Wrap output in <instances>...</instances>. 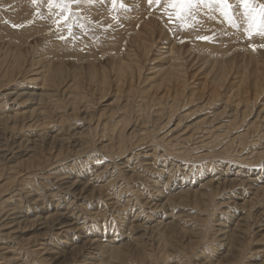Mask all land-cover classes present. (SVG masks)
I'll return each instance as SVG.
<instances>
[{
  "label": "rangeland",
  "instance_id": "obj_1",
  "mask_svg": "<svg viewBox=\"0 0 264 264\" xmlns=\"http://www.w3.org/2000/svg\"><path fill=\"white\" fill-rule=\"evenodd\" d=\"M228 2L231 7L226 9L215 0H203L181 20L166 0H117L115 4L113 0H80L67 5L0 0V64L11 63L20 53L51 69L45 74L42 68L44 75L37 76L36 84L20 87H38L37 100L15 105L3 95L16 84L11 86L13 80L0 73V108H7L0 111L5 116L17 114L23 121L15 127L0 124V151L5 148L9 153L7 159L0 155V264H264V191L259 189L264 188V17L260 7L264 0H252L248 9L240 0ZM21 5L23 11H19ZM151 14L164 24H158V39L152 43L148 61L143 60L135 78L127 76L115 83L113 65L120 57L103 53L99 39L108 41L111 32H124L128 22ZM92 15L103 28L88 26H97ZM36 30L35 39L31 35ZM50 43L56 50L49 48ZM126 46L121 48L123 56ZM27 47L33 50L27 52ZM202 47L210 51L202 53ZM169 48L181 55L176 66L183 73L178 80L164 82L167 72L158 70L171 65ZM192 49L194 57H189ZM55 71L63 78H57ZM90 73L100 79L103 73L110 76L109 89L99 90V84L88 80ZM29 74L18 81L28 82L24 79ZM38 134L70 139L63 148L50 149L46 144L44 150L36 151V143L26 139ZM79 175L84 179H78L76 195L67 196L63 188ZM201 191L213 195L201 199ZM30 197L39 202L29 201L28 206L25 200ZM254 198L259 201L256 205ZM47 200L74 218L68 225L72 230L65 232L61 226L40 230L42 221L34 222L36 216L18 225L19 211L40 207ZM159 204L163 208L156 209ZM237 216L250 219L251 226L233 245L237 252L231 251L230 259L224 260L218 224L222 218L226 222ZM163 221L175 226L172 233L164 229ZM247 224L242 223L245 229ZM134 226L138 232L130 230ZM183 231L188 234L184 239ZM193 233H198V239ZM85 241H99L105 248L101 253L93 251ZM116 247L121 249L119 258L114 257Z\"/></svg>",
  "mask_w": 264,
  "mask_h": 264
},
{
  "label": "bare ground",
  "instance_id": "obj_2",
  "mask_svg": "<svg viewBox=\"0 0 264 264\" xmlns=\"http://www.w3.org/2000/svg\"><path fill=\"white\" fill-rule=\"evenodd\" d=\"M107 6V5H106ZM24 7V5H21V6H18V8H21V10H19V11H23L22 10V8ZM109 11V10H108ZM134 15H137L138 13L137 12H135L134 11ZM152 15V14H151ZM93 16V15H92ZM155 16V15H154ZM153 15L152 16H149L148 17V19H146V18H136L137 20L136 21H133V22H128V25L126 24L125 25V28H124V32H123V29H117L118 31H116L115 30V32H116V34L115 33H113V32H111V34H110V36L112 35V38H110L108 41H106L105 39L103 40V39H99L100 40V43H99V45H98V47H104V52L103 53H108V56H111L112 58H113V56H117V58L118 57H120L119 58V60L118 61H115V62H117L116 64H114L113 66H114V71H115V74H117V79L115 78L114 80H115V83L116 82H118V81H123L124 82V79L125 78H127V76L131 79V78H135L134 76H137L136 74L137 73H139L140 74V72H141V68L140 67H142V62H144L143 60H145V61H148L147 59H148V57H147V54H149V52H150V50H151V47L153 46L152 45V43L154 42V41H156L155 40V32H156V29H159L158 28V24H164V22L162 23V21H161V23H160V21H159V19L155 16L154 17ZM99 18V17H98ZM91 19L93 20V21H95V25H97V26H92V25H88L89 27H98V28H103V26H101V25H99L98 24V19L95 17V16H93V17H91ZM67 20V19H66ZM104 20V19H103ZM69 21H71L70 20V18H69ZM101 22H102V20H100ZM106 21V20H105ZM105 21H103V23H105ZM55 23H56V21H54ZM40 23V22H39ZM59 23V22H58ZM133 23H136V24H133ZM60 24V23H59ZM93 24V23H92ZM35 28L37 27V29H38V27H39V25H37V23H36V25L34 26ZM33 27V28H34ZM63 27V26H62ZM161 28H162V30L164 29V25L163 26H161ZM166 28V27H165ZM32 28H30V30H31ZM60 29V28H59ZM39 30H36V32H34L31 36H33L35 39L37 38V35L39 34V32H38ZM50 31V30H49ZM123 32V33H122ZM158 32V31H157ZM164 32V31H163ZM60 33V32H59ZM63 33V32H62ZM54 34V33H53ZM65 34V33H64ZM94 34V33H93ZM160 34V33H159ZM163 34V33H162ZM58 35H60V34H58ZM165 35V34H164ZM164 35H162V36H164ZM113 36H116L118 39H116V41L114 40V38H113ZM53 37H57V34L55 33L54 35H53ZM161 37V36H160ZM50 37H48L47 39H49ZM5 39V38H4ZM28 40H30V39H28ZM32 40V39H31ZM30 40V41H31ZM160 40V39H159ZM91 41V40H90ZM89 41V42H90ZM111 41H114L112 44L110 43ZM125 41V43H123ZM27 42V41H26ZM158 42V41H157ZM162 42V41H161ZM25 43V42H24ZM52 43V42H51ZM50 43V44H51ZM92 43V42H91ZM113 46V48L112 47H110L111 45ZM127 43H128V45H127ZM31 44V43H30ZM50 44H48V45H50ZM90 44V43H89ZM107 44H109V46L107 45ZM24 45V44H23ZM28 45V44H27ZM90 45H92V46H94L93 45V43L92 44H90ZM106 45L108 46V47H106ZM126 46V50H124L126 53H125V55L123 56V49H121L122 48V46ZM25 46H26V44H25ZM34 46V45H33ZM95 46H97V44H95ZM118 46V47H117ZM15 47V46H14ZM31 47V46H30ZM35 47H36V45H35ZM53 47L55 48V45L54 44H51L50 46H49V48H51V49H53ZM115 47H117V49L115 48ZM16 48V47H15ZM23 48L25 49V51H26V48L23 46ZM22 48V51H23V53H24V49ZM31 48H33V47H31ZM29 49V50H28ZM92 49V48H91ZM113 49H116V51H114ZM170 50H169V52L167 51V54H168V57H169V61L171 62L170 64V66H163V65H161L160 66V68H159V70H158V72H167V73H165V75L163 76V79H164V82L165 81H172V80H178L179 78H178V76H179V74L180 73H183V71H180V69H179V66H176V62H180V60H181V55L180 54H177V52L174 50V49H172V48H169ZM27 52H29L30 50H33V49H30V48H28L27 47ZM54 50H56V48L54 49ZM93 50V49H92ZM127 50H128V52H127ZM21 51V52H22ZM189 52H191L190 54H188V56L190 57H194V50L192 49L191 51L190 50H188ZM210 51V49H208L207 47H202V49L200 50V52H202V53H206V52H209ZM20 52V51H19ZM33 52V51H32ZM165 52L163 51V53L162 54H164ZM215 53V51H212L209 55H211V54H214ZM18 54V53H17ZM17 54H15L16 56H14L11 60V63H9V64H6V62H3L2 64H0V73H5V77H7L8 79H10L11 81H12V85L11 86H13L14 84H16V87H15V89L13 88V89H10V92H6L5 91V89H2L1 91H4V92H6L5 94L4 93H2V94H4L3 96L5 97V98H7L8 99V101H12V103H14V105L15 104H19L20 102H21V100H24L23 102H21V103H27L28 101H30V100H32V101H35V99L37 100V96H39V93H37L36 91V89L38 88H30V90H28V88L26 89H24V87H23V89L22 88H20L21 86H27L28 87V85H31V84H36V81L38 80V79H36L37 78V76H42V75H44V73L45 74H49L50 72H48V73H46V70H48V71H50L49 70V68L47 69L45 66L43 67H41V65H42V63H41V65H40V60L39 59H29V55H17ZM95 54V53H94ZM121 55V56H120ZM102 56V55H101ZM100 56V57H101ZM44 57H45V55H44ZM160 57H163L161 54L159 55V59H160ZM34 58V57H33ZM97 58H99V57H97ZM96 58V59H97ZM103 58V57H102ZM110 58V57H109ZM116 58V57H115ZM115 58H113V59H115ZM190 59H192V58H190ZM111 60V59H110ZM109 60V61H110ZM108 61V62H109ZM112 61V60H111ZM120 62V63H119ZM110 63H112V62H110ZM110 63H108V65H110ZM102 66V65H101ZM90 67V66H89ZM42 68L44 69V73L43 72H41L42 71ZM91 68V67H90ZM181 68H182V66H181ZM58 69V68H57ZM94 69L95 68H93V70L92 71H94ZM113 69V68H112ZM57 71H59V70H57ZM76 71V70H75ZM96 71H98V70H96ZM95 71V72H96ZM169 71V72H168ZM30 72V74L28 75V77L27 78H25L26 77V75H25V79H24V81H28V82H26V83H20L19 81H18V79H20L21 78V76L22 75H24V73H29ZM59 73V72H58ZM56 71H55V74L57 75L58 74ZM105 73V72H104ZM103 73V78H99V77H97L96 75H92L93 73H90V76L88 77V80L89 81H92V82H96V84H99L101 87H99V90H102V92H104L105 90L107 91V89H109V85H110V82L111 81H109V77L106 75V74H104ZM61 74V73H60ZM64 74V73H63ZM81 74V73H80ZM51 75H53V74H51ZM59 75V74H58ZM57 75V78H63V77H59ZM69 75V74H68ZM82 75V74H81ZM48 77H49V75H47ZM54 76V75H53ZM83 76V75H82ZM82 76H79V77H81L82 78ZM88 76V75H87ZM48 77H45V80L44 81H46L47 79H48ZM74 77V76H73ZM72 77V78H73ZM3 78V77H2ZM51 78V77H50ZM49 78V79H50ZM97 78H99V79H97ZM52 79V78H51ZM1 81H2V79H0ZM43 80H41L42 82H43ZM60 80L61 79H59V82H60ZM79 80V79H78ZM77 80V81H78ZM0 81V82H1ZM62 81V80H61ZM69 81V80H68ZM15 82V83H14ZM23 82V81H22ZM72 82H74V81H72ZM39 83V82H38ZM41 83V82H40ZM44 83V82H43ZM42 83V84H43ZM62 83V82H61ZM64 83V82H63ZM67 83V82H66ZM41 84V85H42ZM45 84V83H44ZM47 84V83H46ZM80 84V83H79ZM20 85V86H19ZM38 85V84H37ZM11 86H9V87H11ZM34 86V85H33ZM40 86V85H39ZM43 86V85H42ZM46 86H48V85H46ZM46 86H44V88H46V89H49V88H47ZM76 86H78V85H76ZM40 88V87H39ZM101 88V89H100ZM7 89V88H6ZM32 90H34V91H32ZM40 91V90H39ZM38 91V92H39ZM42 91V90H41ZM45 91H47L48 92V90H45ZM50 92H51V90H49ZM65 91V90H64ZM43 92V91H42ZM50 92H48V93H50ZM55 92V91H54ZM53 92V93H54ZM53 93L51 94V95H53ZM63 94V93H62ZM48 94H46V96H47ZM54 95H56V94H54ZM106 95V94H105ZM49 96V95H48ZM58 96V95H57ZM60 96V95H59ZM62 96V95H61ZM66 96V95H65ZM64 97V96H63ZM104 97H106V96H104ZM103 97V98H104ZM1 98V97H0ZM27 98V99H26ZM39 98H41V100H44V94L43 95H40V97ZM38 98V101H40V99ZM54 98V97H53ZM57 98V97H56ZM60 98V97H59ZM26 99V100H25ZM47 99H50V98H47ZM47 99H45V100H47ZM102 99V98H101ZM96 100V99H95ZM2 101V100H1ZM5 101V104H6V102H7V100L5 99L4 100ZM32 101H30V102H32ZM37 101V102H38ZM59 101V100H58ZM92 101V100H91ZM94 101V100H93ZM92 101V102H93ZM36 102V103H37ZM91 103V102H90ZM4 104V103H3ZM37 104H39V103H37ZM88 104V103H87ZM93 104L94 103H92V106H93ZM88 106V105H87ZM7 107H8V105H7ZM14 107V106H13ZM40 107V106H39ZM41 107L43 108V106L41 105ZM56 107V106H55ZM86 107V106H85ZM173 107V106H172ZM9 108V107H8ZM61 108V107H60ZM87 108V107H86ZM176 108V107H175ZM7 110V108H6V106H5V108H3V107H1L0 108V110ZM40 109V108H39ZM38 109V110H39ZM57 109V108H56ZM58 109H59V107H58ZM43 111H44V108L42 109ZM46 110V109H45ZM18 111V110H17ZM33 111V110H32ZM66 111V110H65ZM68 111V110H67ZM67 111L65 112V113H67ZM83 111V110H82ZM81 111V112H82ZM7 112V111H6ZM11 112H12V110H11ZM73 112V111H72ZM76 112V111H75ZM84 112V111H83ZM13 113V112H12ZM43 113V112H42ZM69 113V112H68ZM74 113V112H73ZM85 113V112H84ZM261 113V112H260ZM0 114H3L4 115V112L2 113L1 111H0ZM35 114V113H34ZM44 115H46V117H47V112L45 113V111H44V113H43ZM49 114V113H48ZM70 114V113H69ZM72 114V113H71ZM85 114H87V116H89V114L90 113H88V112H86ZM17 114H15V116H16ZM65 115V114H64ZM73 115V114H72ZM74 115H75V113H74ZM259 115V114H258ZM11 117V116H2V117H0V124L1 123H3L4 122V124L5 123H12L13 125H14V127L16 126V124H23V121L22 120H20L19 118H20V116H16V117ZM260 116V115H259ZM19 117V118H18ZM61 117H62V115H61ZM75 118H76V115L74 116ZM44 118V117H43ZM172 118V117H171ZM45 120V119H44ZM20 121V122H19ZM77 121V120H76ZM74 123V122H73ZM45 124V126L48 124V123H44ZM100 124V123H99ZM98 124V125H99ZM72 125V124H71ZM75 125H77V124H75ZM19 126V125H18ZM44 126V125H43ZM79 126V125H78ZM101 126V125H100ZM99 126V127H100ZM71 127V126H70ZM72 127L74 128V126L72 125ZM102 127V126H101ZM107 127V126H106ZM78 128V127H77ZM76 128V129H77ZM82 128V127H81ZM46 129V128H45ZM49 131H50V129H48ZM48 130H47V133H48ZM72 130V129H71ZM77 130H79V129H77ZM105 129L103 128V132H105L104 131ZM73 132V131H72ZM75 132V131H74ZM55 133V132H54ZM56 133H59V132H56ZM60 133H62V131L60 132ZM39 135V137L38 136H36V137H38V138H33V139H31V138H27L26 139V142L27 143H29V144H33V143H36V148H35V150L36 151H38L40 148H43V150L45 149L44 147H45V145L47 144L48 146L50 145V149H52V148H55V146H59V148H63L64 146H66V144H67V141L70 139V138H66L68 135H64V136H66V137H64V136H57V134H56V136H51V135H49V136H47L46 135V137H45V135L44 136H42V137H40L41 135L40 134H38ZM49 137V138H48ZM69 137H73V135H71V134H69ZM103 138V137H102ZM1 139V138H0ZM109 139V138H108ZM113 139V138H112ZM72 140V139H71ZM113 140H115V139H113ZM7 141V140H6ZM6 141H4V144H6L5 142ZM10 141V140H9ZM22 141H24V140H22ZM122 141V140H121ZM70 142V141H69ZM124 142H127V141H124ZM124 142H122V143H124ZM245 144V143H244ZM250 144V143H249ZM251 144H253L252 142H251ZM255 144V143H254ZM263 145V144H262ZM243 146V145H242ZM241 146V147H242ZM253 146V145H252ZM256 146V145H255ZM12 147H13V145H12ZM14 148V147H13ZM17 148H19V147H17ZM5 149V148H4ZM4 149H2L1 151H0V155H3V158H5V159H7V157H6V154H9V153H7V152H5L6 150H4ZM67 149V148H66ZM122 149V148H121ZM124 149V148H123ZM122 149V150H123ZM261 150H263V149H261ZM40 151V150H39ZM60 151H62L61 149H60ZM241 151V150H240ZM44 152V151H43ZM113 152H115V151H113ZM112 152V153H113ZM223 152H225V153H227L226 151H223ZM18 153V152H17ZM247 153V152H246ZM261 153H263V152H261ZM259 154V153H258ZM11 155H13V154H11ZM38 155V154H37ZM35 156V157H38V156ZM41 155H43L42 153H41ZM257 155V154H256ZM255 155V156H256ZM263 156H264V154H262ZM245 156V155H244ZM252 157V156H251ZM258 157V156H257ZM225 159H227V158H225ZM237 159V158H236ZM244 159V158H243ZM262 159V158H261ZM88 161V160H87ZM91 161V160H90ZM237 161H239L238 159H237ZM239 162H241V161H239ZM238 162V163H239ZM243 163H244V161H243ZM209 166V165H208ZM209 167H211V166H209ZM212 167H214V166H212ZM238 167V166H237ZM240 168H241V166H239ZM101 168V167H100ZM202 167H200V169H201ZM65 169V168H64ZM92 169V168H91ZM103 169V168H102ZM206 169H208L209 170V168H206ZM214 169V168H213ZM215 169H216V167H215ZM214 169V170H215ZM238 169V168H237ZM94 170V169H93ZM97 170V169H96ZM198 170H199V168H198ZM203 170V169H202ZM212 170V169H211ZM210 170V171H211ZM95 171V170H94ZM93 171V172H94ZM200 171V170H199ZM203 171H205V170H203ZM243 171V170H242ZM207 172V171H206ZM205 172V173H206ZM240 172V171H239ZM48 173V172H47ZM87 173V172H86ZM89 173V172H88ZM199 173H201V171L199 172ZM96 174V173H95ZM160 174H162V173H160ZM83 175V174H82ZM91 175H92V173H91ZM158 175V174H157ZM249 175V174H248ZM94 176V175H93ZM82 176L81 175H79L78 177H73V180H71V182H69L68 181V185H66L67 187H64L63 189H66V191L65 192H67V196H68V193L69 194H71L72 196H73V198H74V196L76 195L75 193L77 192V188H78V185L80 184L79 183V181H78V179H81V181H82V179H84V178H81ZM88 177V176H87ZM91 177V176H90ZM156 181V180H155ZM234 181V180H233ZM238 181V180H237ZM230 183H231V181H229ZM235 182V181H234ZM256 182V181H255ZM66 183V182H65ZM236 183V182H235ZM243 183V182H242ZM234 184V183H233ZM39 185V184H38ZM55 185H56V183H55ZM81 185V184H80ZM239 185H241V184H239ZM243 185V184H242ZM22 186V185H21ZM65 186V185H64ZM237 186V185H236ZM80 187V186H79ZM151 187V186H150ZM221 187V186H220ZM224 187V186H223ZM230 188H231V186H229ZM229 187H228V189H229ZM233 187V186H232ZM217 189H219V188H217ZM225 189V188H224ZM238 189V188H237ZM260 190H262V191H264V188H259ZM211 190V189H210ZM257 190V189H256ZM61 191V190H60ZM162 191V190H161ZM217 191V190H216ZM261 191V192H262ZM163 192V191H162ZM202 192V191H201ZM258 192V191H257ZM62 193V192H61ZM195 193H197V192H195ZM212 193L214 194L215 193V190L213 191L212 190ZM211 192H207V193H205V192H202L199 196H200V198L201 199H204V197L205 196H211V195H213ZM22 194V193H21ZM258 194L259 195H261L259 192H258ZM263 194V193H262ZM71 195H70V197H71ZM258 195V196H259ZM66 196V195H65ZM257 196V194H256V197H258ZM29 197V196H28ZM47 197V196H46ZM59 197V196H58ZM121 197V196H120ZM65 198V197H64ZM32 197H30V199L29 198H27L25 201V203H30L29 201H32ZM44 199H45V197H44ZM48 199V198H47ZM195 199V198H194ZM206 199V198H205ZM208 199V198H207ZM255 199V198H254ZM259 199V198H258ZM51 200V199H50ZM43 201V204H41V206L40 207H38V206H36V205H34L32 208L31 207H27V208H24V210H22L21 212L19 211L18 213L20 214V215H22V216H20L19 215V217L18 218H16V221H19L18 222V225L19 224H21V223H26V222H29L30 223V221H28L29 220V218L31 217H34V216H36V219H33V221L34 222H37V220H41L42 222V228H39L40 230L42 229V230H47L48 232L49 231H52V230H55L56 229V227H58V226H61V228L63 229V231H69V230H72V228H71V226H68V225H70V223H71V221H73L74 220V218L72 219V217H70V216H66L65 214H62V212H60V211H62V210H59V208H57V207H53V203L51 202V201ZM56 200V199H55ZM33 201H35V202H39V200L38 199H36V200H33ZM33 201H32V203H33ZM61 201V202H60ZM60 201H58V202H60V203H62V200H60ZM68 201H70V200H68ZM256 201H257V198L255 199V202L254 201H252V202H254V204L256 205ZM199 202V201H198ZM248 202V201H247ZM252 202H251V205H252ZM258 203H259V201H257ZM235 204V203H234ZM30 204H28V206H29ZM155 205H157V203L155 204ZM197 205V204H196ZM250 205V207H254L253 205L251 206ZM62 206V205H61ZM201 206V205H200ZM163 208V205H161V204H159L157 207H156V209L157 208ZM259 207V206H258ZM23 208V207H22ZM142 208V207H141ZM255 208V207H254ZM31 211V212H30ZM50 211H54V214H49V212ZM141 211H145V209L144 210H141ZM254 211V210H253ZM92 212V211H91ZM227 212V211H226ZM244 212V211H243ZM248 212V211H247ZM49 214V215H48ZM165 214V213H164ZM40 215H44L45 217H42L43 219H41V217H40ZM46 215H48V216H46ZM232 217V216H231ZM235 217V216H234ZM39 218V219H38ZM256 218V217H255ZM224 218H222L221 219V221L219 222V224H218V226H219V229L217 230V232H218V236H220V239H219V243H221V245H220V249L223 251V253H225V255L224 256H222V253H221V256H222V259H224L225 260V258H228V259H230L229 257L231 256V251L232 252H237V250L235 251L234 249V247L235 246H233L234 244H236L237 243V241H239V237L241 236V235H243V233H245V232H247L248 230H249V228H250V226H251V224H249V220L247 221V219H240L239 218V216H237V218H236V220H234V219H232V218H229L228 220L226 219V222H228L229 224H231L232 223V225L230 226V225H228V226H225V220H223ZM258 219H260V218H258ZM252 220V219H251ZM261 220V219H260ZM13 221V220H12ZM32 221V220H31ZM32 221V222H33ZM78 221V220H77ZM86 221V220H85ZM93 221V220H92ZM237 221V223L234 225V223ZM15 222V221H14ZM33 222V223H34ZM244 222H247L248 224L246 225V227H247V229H245V227L242 225V223H244ZM259 221H257V223H258ZM163 223H164V229L167 231V232H170V233H172L173 232V230H174V228H175V226H172L171 224L169 225V224H165V221H163ZM253 223V222H252ZM14 224V223H13ZM67 225V226H66ZM253 225V224H252ZM113 226H116V223H115V225H113ZM243 226V227H242ZM37 227H39V226H37ZM41 227V226H40ZM93 227V226H92ZM249 227V228H248ZM258 227V226H257ZM96 228V227H95ZM116 228H118V227H116ZM115 228V229H116ZM213 228V227H212ZM252 228V227H251ZM94 229V228H93ZM83 230V229H82ZM91 230V229H90ZM130 230H135V226L134 227H130ZM62 231V232H63ZM77 231V230H76ZM135 231H137V230H135ZM215 231H216V229H215ZM64 232V233H65ZM99 232V231H98ZM138 232V231H137ZM61 233V232H60ZM169 233V234H170ZM183 234H182V239H184L188 234H187V232H185V231H183L182 232ZM195 233V232H194ZM193 233V237L195 238V239H198V233L197 234H194ZM66 234V233H65ZM75 234V233H74ZM82 234V233H81ZM204 234V233H203ZM67 235V234H66ZM66 235H64V236H66ZM93 235H96L97 236V234L96 233H94ZM71 236V235H70ZM82 236H83V234H82ZM88 236V235H87ZM99 236V235H98ZM207 236V235H206ZM62 237V236H61ZM60 237V235H59V238H61ZM92 237V236H91ZM137 238H136V241H138L139 240V236H136ZM58 238V237H57ZM73 238V237H72ZM82 238H85V237H82ZM123 240H124V237L122 236L121 237ZM164 238V237H163ZM56 239V238H55ZM64 239V238H63ZM74 239V238H73ZM73 239H72V241H73ZM117 240H119V239H117ZM165 240V239H164ZM200 240V239H199ZM58 241V240H57ZM60 241V240H59ZM58 241V242H59ZM80 241V240H79ZM89 241V240H88ZM166 241V240H165ZM54 242V241H53ZM86 242V241H85ZM95 242V243H94ZM217 243V242H216ZM208 244V243H207ZM207 244H206V246H207ZM241 244H243L244 245V242H242ZM86 245H88V246H90V247H92L93 249V251H95V250H98L100 253L101 252H103V249L105 248V247H103V244H101V243H99V241H90V242H86ZM128 246L130 245V244H127ZM139 244H137L136 246H138ZM195 245V244H194ZM208 245H210V244H208ZM214 245V244H213ZM219 244H217V246H218ZM242 245V246H243ZM261 245V244H260ZM206 246H204V248L206 247ZM212 246V245H211ZM216 246V245H215ZM222 246V247H221ZM246 246V245H245ZM264 246V245H263ZM139 247V246H138ZM214 247V246H213ZM117 249H115L114 250V257L115 258H119L120 257V252H121V249L120 248H118V247H116ZM207 249H208V251H209V247H206ZM205 248V249H206ZM217 248V247H216ZM234 248V249H233ZM219 249V250H220ZM211 250H212V248H211ZM213 250H215V249H213ZM2 251V250H1ZM97 251V252H98ZM163 251H165V250H163ZM115 252H117V253H115ZM210 252H216V251H210ZM221 252V251H220ZM145 253H147V252H145ZM145 253H143L142 254V256H140V260L141 259H143L144 258V255H145ZM209 253V252H208ZM165 254H167V253H164V254H162V255H165ZM235 255V254H234ZM166 256V255H165ZM164 256V257H165ZM207 256H210V255H208L207 254ZM233 256V255H232ZM236 256V255H235ZM234 256V257H235ZM15 258V257H14ZM163 258V257H162ZM168 257L166 256V259H167ZM234 259H236V258H234ZM163 260V259H162ZM205 260V259H204ZM216 261V260H215ZM222 261V260H221ZM228 261V260H227ZM234 261V260H233ZM224 262V261H223ZM228 263V262H227ZM226 263V264H227ZM231 263V262H230ZM244 264V263H243Z\"/></svg>",
  "mask_w": 264,
  "mask_h": 264
},
{
  "label": "snow or ice",
  "instance_id": "obj_3",
  "mask_svg": "<svg viewBox=\"0 0 264 264\" xmlns=\"http://www.w3.org/2000/svg\"><path fill=\"white\" fill-rule=\"evenodd\" d=\"M60 4H70V3H79L80 0H50V3H57ZM117 0H113L115 4ZM153 0H149V3H152ZM156 3H160V0H155ZM203 0H166V3L175 10V15L178 19H185L186 16L191 15L192 8L197 3H202ZM217 4H223L226 9L230 8L231 5L229 4L228 0H215ZM241 4L248 9L249 4L252 0H240ZM262 9L261 16L264 17V5L260 6ZM68 11L67 8L64 9ZM171 19V15L169 17ZM67 19V17H65ZM203 39H207V37H203Z\"/></svg>",
  "mask_w": 264,
  "mask_h": 264
}]
</instances>
